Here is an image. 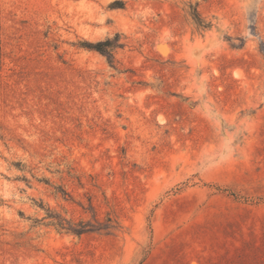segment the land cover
<instances>
[{
	"label": "rangeland",
	"instance_id": "1",
	"mask_svg": "<svg viewBox=\"0 0 264 264\" xmlns=\"http://www.w3.org/2000/svg\"><path fill=\"white\" fill-rule=\"evenodd\" d=\"M0 264H264V0H0Z\"/></svg>",
	"mask_w": 264,
	"mask_h": 264
},
{
	"label": "trees",
	"instance_id": "2",
	"mask_svg": "<svg viewBox=\"0 0 264 264\" xmlns=\"http://www.w3.org/2000/svg\"><path fill=\"white\" fill-rule=\"evenodd\" d=\"M101 46H102V44H98V45H97V47H101Z\"/></svg>",
	"mask_w": 264,
	"mask_h": 264
}]
</instances>
